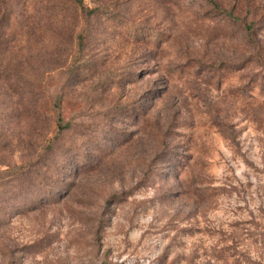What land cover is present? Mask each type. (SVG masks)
I'll return each mask as SVG.
<instances>
[{"label":"rangeland","instance_id":"rangeland-1","mask_svg":"<svg viewBox=\"0 0 264 264\" xmlns=\"http://www.w3.org/2000/svg\"><path fill=\"white\" fill-rule=\"evenodd\" d=\"M0 264H264V0H0Z\"/></svg>","mask_w":264,"mask_h":264},{"label":"trees","instance_id":"trees-1","mask_svg":"<svg viewBox=\"0 0 264 264\" xmlns=\"http://www.w3.org/2000/svg\"><path fill=\"white\" fill-rule=\"evenodd\" d=\"M69 1H71V2H74V3H76V2H80L81 0H69ZM60 125V124H59Z\"/></svg>","mask_w":264,"mask_h":264}]
</instances>
